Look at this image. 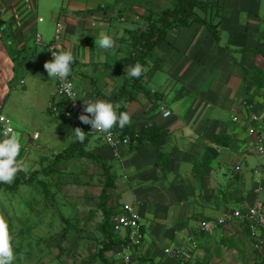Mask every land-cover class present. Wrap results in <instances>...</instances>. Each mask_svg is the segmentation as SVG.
<instances>
[{
	"label": "crops",
	"instance_id": "0c3cea01",
	"mask_svg": "<svg viewBox=\"0 0 264 264\" xmlns=\"http://www.w3.org/2000/svg\"><path fill=\"white\" fill-rule=\"evenodd\" d=\"M169 7L161 0H0V24L5 25L0 28V114L8 122L4 106L16 107L32 87L33 106L42 108L45 102L46 112L54 118L46 108L55 97V79H44L40 69L48 61L47 44L54 40L59 52H71L75 58L70 80L78 102L119 104L131 115L127 126L133 133L145 126L157 129L154 142L143 140L131 147L127 142L110 147L96 134L89 133L87 138L85 149L100 158L112 177L106 191L113 215L124 204L132 205L143 236L138 245L121 253L122 233H112L120 242L104 253L110 264H175L163 249L188 247L189 239L202 233H216L218 243H223L220 234L229 232L230 225L202 227V222L209 225L250 198L244 180L255 167L248 165L247 158L254 134L264 133V0H199L194 9L198 20L166 30L164 40L146 59L141 87L135 90L126 84L127 67L121 62L133 53L132 33L144 29V15ZM35 34L39 43L34 42ZM102 34L115 41L108 51L95 44ZM121 41H125L122 46ZM6 42L14 51L6 50ZM29 49H33V60L24 77L11 85L15 62L18 66L24 62L13 58ZM37 54L41 57L35 61ZM156 72L161 79L150 88L147 84ZM17 83L20 91L15 90ZM161 107L168 115H162ZM251 115L262 120H252ZM65 135L69 143L73 135ZM214 135L228 137L229 143H215ZM228 162L231 172L223 191L211 178L214 169L225 176L222 169ZM236 173L239 179H230ZM195 220L197 225L187 228ZM94 261L102 264L96 257Z\"/></svg>",
	"mask_w": 264,
	"mask_h": 264
},
{
	"label": "rangeland",
	"instance_id": "374dc122",
	"mask_svg": "<svg viewBox=\"0 0 264 264\" xmlns=\"http://www.w3.org/2000/svg\"><path fill=\"white\" fill-rule=\"evenodd\" d=\"M130 1L137 2L138 0ZM161 1L170 6L176 2V0ZM157 13L161 12L157 11ZM122 36L125 35L122 34ZM6 43L4 44L6 50L8 48L9 51H14L12 45L8 43L7 46ZM124 44L125 41H121L120 46ZM33 54V49L20 52L19 60L24 59V62L21 66L17 65V61L15 62V78L11 85L15 83L16 78L24 77L28 64L33 60ZM231 55L236 57L235 52H232ZM40 57L41 55L37 54L35 61H38ZM40 69L44 71V79H50L45 69L42 67ZM94 75L98 76V74ZM160 79L161 73L156 72L147 86L152 88ZM19 85L17 83L15 90L22 89ZM33 90L35 87L27 88L24 93H28V96L23 93L19 103L12 108L14 111L6 109V105L2 111L9 118L13 128L9 138L12 135L19 137L21 150L18 159L22 160L26 166V171L17 174L21 177V182L11 189L6 186L0 187V217L6 220L14 237L15 259L13 264H95V254L99 247L98 244H100L98 243L100 236L96 229V223L101 217L97 203L103 183L104 169L91 159L83 157H74L75 159L66 161L60 160L51 167L53 155L67 147L72 139L68 143L69 137L58 131L56 127L58 119L48 115L45 110V102L42 108H40L41 105L33 106ZM11 93L16 95V92L11 91ZM37 111L41 114H38ZM222 117L226 120L227 113H223ZM34 131L37 136L32 138ZM251 151L247 163L257 168L260 160L253 154V145ZM230 164L231 162H228L222 169L225 176L214 169L215 172L211 178L219 183L218 187H221L223 191L226 188V185H223L225 177L231 172ZM47 168L50 170L43 172ZM242 168L240 167L241 170H243ZM250 173L249 177L244 176L245 187L248 188L245 190L248 191L247 195L250 197L248 200H251L257 187L259 188L258 194L254 196H258L264 203V169H261L259 173L256 170H252ZM215 185L217 186V183ZM214 191L217 189L215 188ZM68 223L75 225V228L67 227ZM196 225L197 220L190 221L187 223V228ZM199 238L203 245H206L207 238L206 249L209 254L203 256L202 252L195 251L192 261L195 258L204 257L202 264H264L262 259L250 251L247 240H244L242 244V253L237 256L226 241L220 242L221 245L218 243L216 233L211 236L202 233L198 235ZM197 244L200 245V243ZM236 247L237 244H233V248L236 249ZM85 256H92V259L89 257V261L84 263ZM205 257L208 259L206 260ZM236 257L237 259H234Z\"/></svg>",
	"mask_w": 264,
	"mask_h": 264
},
{
	"label": "trees",
	"instance_id": "16d2710c",
	"mask_svg": "<svg viewBox=\"0 0 264 264\" xmlns=\"http://www.w3.org/2000/svg\"><path fill=\"white\" fill-rule=\"evenodd\" d=\"M198 3L199 0H176L173 6L159 11L161 12L159 14L151 12L150 13L151 16L144 15L147 17L146 19L147 22L144 26V29L140 31H133L132 36L130 38V44L133 45L132 47L133 53H127L122 58L123 61L121 62H123L127 68L133 67L136 63L144 65L146 59L150 56L152 49L164 40L165 32L168 28L178 25H186L194 20H198L196 12L194 11ZM2 27H5L3 23L0 24V28ZM7 51L9 52L8 48ZM18 58H20V54L18 55V57H15L13 59H18ZM125 76H126V80H128L126 81V84L128 82V85H130V87L135 90L140 89L141 87L139 84L140 78L139 79L130 78L126 74ZM263 82H264V78H263ZM123 84L124 83H122L119 92L123 91L122 90ZM144 92L148 94L147 89H144ZM127 99L130 100L129 96H127ZM119 112H123L122 107L118 109V113ZM74 126L75 123L69 119L63 120L57 124V128L59 132L65 134H72L73 139L67 147H65L60 152H57L53 155L51 167L57 164L60 160H68L69 158H74V157L75 158L83 157V158L91 159L96 165L104 169L103 183L99 191L100 192L99 202L97 203V209L99 210V213L101 215L100 220L96 223V229L100 234L99 235L100 244H98L99 247L95 254V257L102 264H110V262L107 261V258L105 257L104 253L107 250L112 249L115 245L118 244V242H120V240L114 237L112 234L113 232L111 228V217L114 212V207H109L108 206L109 203L107 204V202H109V199L106 190L112 184V177L108 175L106 166L103 164L100 158L96 156V154H93L85 149L89 134L87 135L85 141L83 143H80L79 141L76 140L74 133L71 131L72 128H74ZM90 126L91 125H86V127L88 128ZM112 131L114 134L117 135L119 139L123 138L124 135H126L128 137V141H127L128 147H131L133 145H138L143 140H150V142H154V140L152 139H154L155 136H158L157 129H155L153 126H145L144 128H141L138 131V133H133V131L130 130L128 126H125L123 129L116 127ZM212 140L215 143H219L223 146H226L229 143L228 137L226 138V136L224 137L221 135H214L212 137ZM49 170L50 168H47L43 170V172H48ZM197 173L200 174V171H197ZM239 177L240 175L236 173L231 175L230 179L236 180L239 179ZM21 181H22L21 177L16 175L15 180L12 182L11 185L0 183V187L6 186V188L11 189ZM114 206L116 207V204ZM228 225H230V229L231 228L232 229L229 232H221L220 235L221 237L224 238L223 241L225 240L226 243H228L230 249L236 252L235 255L238 256L240 255V253H242L241 251L243 246L242 244L244 240H247V242L250 245V251L256 257L264 261V254L260 255L254 248H252L250 238L248 237V229L245 223L232 221L228 223ZM74 226L75 225H71L69 223L67 224V227L72 229L75 228ZM196 239L194 240L190 239V241L194 242V245L193 246L191 244L188 245L190 250L189 253L187 251V253L185 254L186 257L185 264H202L204 262V257L195 258L194 261H191L194 257L193 256L194 254L192 255V253H195V251L198 252L201 251L203 253V256L209 254L208 249H206L207 245H203L202 243L200 245L198 244L196 245V243L200 241V239H198V236ZM233 244H237L236 249L233 248ZM205 259L207 260L208 257H205ZM234 259H237V257Z\"/></svg>",
	"mask_w": 264,
	"mask_h": 264
},
{
	"label": "built area",
	"instance_id": "2783aa9c",
	"mask_svg": "<svg viewBox=\"0 0 264 264\" xmlns=\"http://www.w3.org/2000/svg\"><path fill=\"white\" fill-rule=\"evenodd\" d=\"M56 26L58 28L60 25L57 23ZM34 42L39 43L38 34H35ZM49 50H54L56 52L60 51L59 46L54 40L50 41L47 44L48 61L53 59L52 52ZM69 92L73 93L74 98L76 99V94L73 90L70 76L65 82H60L55 79V97L47 103V109L54 117H57L58 122L69 119L75 123L74 128H72L71 130L72 132L75 128L79 127L85 133L90 132V134L99 135L102 140L110 147L116 148L118 145L126 143L128 141V137L126 135H124L123 138L119 139L117 135L112 131L111 136H105L103 134L92 131L91 126L88 128L86 127V125H83L79 120V116L84 113V108L86 105L85 103L78 102L77 99L74 101L69 99ZM85 102L91 103L92 101L86 100ZM161 108L162 115H168L169 111L164 109L163 107ZM250 118L252 120H262L257 115H251ZM231 120L235 121L236 117L232 116ZM247 130L249 133L254 132V128H248ZM12 132V126L9 124L7 119L2 114H0V140L8 139ZM35 134L36 133L32 135L33 138L36 136ZM253 138V154H255V156H257L260 160V165L253 170H256L259 173L261 169H264V133L254 134ZM258 189L259 188L256 187L254 195L258 194ZM252 198L249 202H241L242 207L222 212L215 218V221L211 222L209 225L208 223L202 222V227L227 225L232 221L244 222L248 229V237L250 238L252 248H254L258 252V254L263 255L264 203L258 198V196H254V198ZM111 228L114 234L119 235L120 233H122L121 238L123 241L119 244V252L121 253L122 251L127 250L132 246L138 245L143 238L139 223V216L134 210L133 206L130 204H124L123 207L120 208V210L111 217ZM188 243L192 246L194 245V242L190 241V239ZM188 248L189 247H186L184 245H175L164 248L163 253L173 258L176 261L175 264H185V254L187 253ZM122 259L127 260V257L123 255Z\"/></svg>",
	"mask_w": 264,
	"mask_h": 264
},
{
	"label": "clouds",
	"instance_id": "9594fccd",
	"mask_svg": "<svg viewBox=\"0 0 264 264\" xmlns=\"http://www.w3.org/2000/svg\"><path fill=\"white\" fill-rule=\"evenodd\" d=\"M95 44L101 50L108 51L114 46L115 41L109 35L102 34L98 40H95ZM49 51L52 52L53 59L44 63L45 71L50 79L65 82L72 73V65L75 60L73 54L68 51ZM144 72V66L139 63L125 69L128 77L136 79H139ZM68 95L69 99L76 100L73 93L69 92ZM85 105L84 113L79 116V120L83 124L91 125L92 131L105 136H111L114 128L123 129L132 122L128 112L118 113L119 104L113 105L104 100H97L91 103L85 102ZM73 132L76 140L80 143H83L90 133H85L79 127L75 128ZM20 150V140L16 135L0 140V183L11 184L19 172L26 171L24 162L18 159ZM13 239L8 223L3 217H0V264H13L15 259Z\"/></svg>",
	"mask_w": 264,
	"mask_h": 264
},
{
	"label": "water",
	"instance_id": "95a60500",
	"mask_svg": "<svg viewBox=\"0 0 264 264\" xmlns=\"http://www.w3.org/2000/svg\"><path fill=\"white\" fill-rule=\"evenodd\" d=\"M17 65H18V63H17Z\"/></svg>",
	"mask_w": 264,
	"mask_h": 264
}]
</instances>
